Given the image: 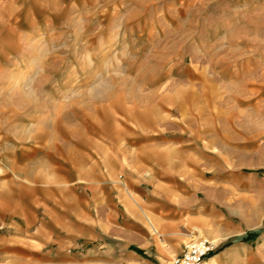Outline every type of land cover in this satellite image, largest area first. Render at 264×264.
<instances>
[{"label":"rangeland","instance_id":"1","mask_svg":"<svg viewBox=\"0 0 264 264\" xmlns=\"http://www.w3.org/2000/svg\"><path fill=\"white\" fill-rule=\"evenodd\" d=\"M152 163L211 219L172 257L264 264V0H0V264H43L55 193Z\"/></svg>","mask_w":264,"mask_h":264},{"label":"crops","instance_id":"2","mask_svg":"<svg viewBox=\"0 0 264 264\" xmlns=\"http://www.w3.org/2000/svg\"><path fill=\"white\" fill-rule=\"evenodd\" d=\"M145 171L123 186L96 173L81 191L70 195L65 186L66 192L52 195L49 239L35 257L43 264H163L171 258L173 264L188 227L201 219L211 223L207 205L194 195L199 184L179 189L181 179L168 177L156 163ZM205 234L214 237L210 230Z\"/></svg>","mask_w":264,"mask_h":264},{"label":"built area","instance_id":"3","mask_svg":"<svg viewBox=\"0 0 264 264\" xmlns=\"http://www.w3.org/2000/svg\"><path fill=\"white\" fill-rule=\"evenodd\" d=\"M214 243L207 240L194 241L185 246L182 256L174 264H202L213 252Z\"/></svg>","mask_w":264,"mask_h":264},{"label":"bare ground","instance_id":"4","mask_svg":"<svg viewBox=\"0 0 264 264\" xmlns=\"http://www.w3.org/2000/svg\"><path fill=\"white\" fill-rule=\"evenodd\" d=\"M214 243V242H213ZM215 244V243H214ZM174 261H175V259H174ZM174 261H173V264H174Z\"/></svg>","mask_w":264,"mask_h":264}]
</instances>
